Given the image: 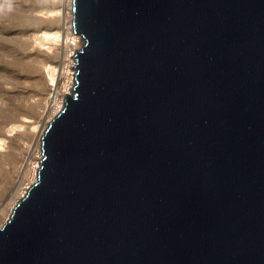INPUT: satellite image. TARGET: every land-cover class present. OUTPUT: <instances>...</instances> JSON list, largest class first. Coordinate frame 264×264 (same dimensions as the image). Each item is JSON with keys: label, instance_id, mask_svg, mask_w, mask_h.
<instances>
[{"label": "water", "instance_id": "obj_1", "mask_svg": "<svg viewBox=\"0 0 264 264\" xmlns=\"http://www.w3.org/2000/svg\"><path fill=\"white\" fill-rule=\"evenodd\" d=\"M72 84L0 264H264V0H70Z\"/></svg>", "mask_w": 264, "mask_h": 264}, {"label": "rangeland", "instance_id": "obj_2", "mask_svg": "<svg viewBox=\"0 0 264 264\" xmlns=\"http://www.w3.org/2000/svg\"><path fill=\"white\" fill-rule=\"evenodd\" d=\"M68 5L0 0V225L34 178L41 126L61 102L51 93L69 88V55L76 49L70 52ZM58 31L56 40L43 38Z\"/></svg>", "mask_w": 264, "mask_h": 264}, {"label": "bare ground", "instance_id": "obj_3", "mask_svg": "<svg viewBox=\"0 0 264 264\" xmlns=\"http://www.w3.org/2000/svg\"><path fill=\"white\" fill-rule=\"evenodd\" d=\"M68 15H69V19H68V25H67V32H68V34L71 36L69 39H68V41H72V43H70L71 45H72V47L70 48V52L73 50V49H77L78 48V46H79V43H80V37L78 36V35H76V34H74L73 32H72V30H71V25H70V19H71V12H70V0H69V5H68ZM60 36V31H58V32H56V33H44L43 34V38L45 39V40H56L58 37ZM73 53V52H72ZM72 53L69 55L70 57V65H69V69H70V71H69V75H68V85H67V87L69 86V88H70V86H71V84H72V69L70 68V67H72L73 66V60H72V58H71V55H72ZM50 81L53 83V81H54V79H53V77L51 76L50 77ZM69 88H66V91H65V93L62 95V93H59V94H57L58 92H57V90L56 91H54L53 93H51V96L50 97H52L53 99H55V101H56V98H57V96L59 97V99H61V102L59 101V102H56L57 104H56V107H55V109H54V111L53 112H51V114H55L56 112H57V110L59 109V107L61 106V104H62V102H63V100L62 99H64L63 97L66 95V94H68L69 93ZM51 117V116H50ZM49 117V118H50ZM52 118V117H51ZM47 123H48V121H46V123H44L45 125H42L41 126V128H43L44 126L46 127V125H47ZM44 127V128H45ZM42 130V129H41ZM44 130V129H43ZM40 135H39V138H38V148L40 147V136H41V134H42V132L41 133H39ZM40 152V151H39ZM36 170V169H35ZM33 181V180H32ZM21 196V195H20ZM19 196V197H20ZM14 205V204H13ZM11 210V209H10Z\"/></svg>", "mask_w": 264, "mask_h": 264}]
</instances>
